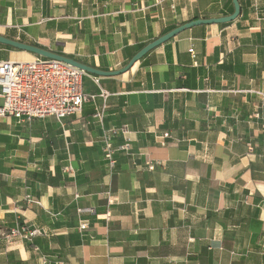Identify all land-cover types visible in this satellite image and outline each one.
I'll return each instance as SVG.
<instances>
[{"label": "crops", "instance_id": "1", "mask_svg": "<svg viewBox=\"0 0 264 264\" xmlns=\"http://www.w3.org/2000/svg\"><path fill=\"white\" fill-rule=\"evenodd\" d=\"M239 5L235 21L189 28L125 74L86 77L97 98L81 115L0 118V264H264V107L246 93L264 92V0ZM234 10L233 0H0V35L115 72L174 28ZM32 59L0 44V61ZM122 128L113 143L130 154L117 152L111 177L102 130ZM56 169L57 185L29 176ZM17 223L42 235L9 246Z\"/></svg>", "mask_w": 264, "mask_h": 264}, {"label": "built area", "instance_id": "2", "mask_svg": "<svg viewBox=\"0 0 264 264\" xmlns=\"http://www.w3.org/2000/svg\"><path fill=\"white\" fill-rule=\"evenodd\" d=\"M190 52H193L191 49ZM90 75L72 65L57 60H50L44 57H34L30 61H0V118H16L20 121L41 120L45 118H55L63 122L71 116L81 115L87 101H95L96 95L85 94L84 80ZM95 82L98 79L91 77ZM247 94H254L261 102L260 108L264 107V92L247 91ZM101 96L106 100L108 93L103 91ZM106 101L101 107H96L95 117L100 124L105 116ZM261 119L260 113L255 115ZM101 144L103 146L104 158L106 161L107 175L114 177L118 164L116 160L117 152L130 154V146L127 142L114 146L113 139L120 132L127 133L125 128L120 130H102ZM168 137V133L165 134ZM252 150V149H251ZM149 169L153 170L154 165L149 164ZM72 168H67L68 173ZM27 204L39 205L32 198L26 197ZM83 213V211H79ZM80 231L89 229V222L79 221ZM39 229L27 223H17V225L4 235V239L9 246L17 242L34 243L35 239L41 236ZM35 251L39 248L35 246ZM42 264H49L46 258H42Z\"/></svg>", "mask_w": 264, "mask_h": 264}, {"label": "water", "instance_id": "3", "mask_svg": "<svg viewBox=\"0 0 264 264\" xmlns=\"http://www.w3.org/2000/svg\"><path fill=\"white\" fill-rule=\"evenodd\" d=\"M233 6L235 7L234 14L227 17H220L219 19H204V20H193L189 21V23L181 25L177 28H174L173 31L164 34L160 36L157 40L147 44L142 50H140L138 53L135 54V56L130 60L129 64L124 67L121 70L115 71V72H106V71H99L95 68H92L87 65H83L80 62L76 61L73 58H67L65 56H61L57 53H53L51 51H48L46 49H43L41 47H35L33 45L27 44V43H21L18 41H14L11 39H7L0 35V44L5 46H10L13 49L21 52H28L36 57H44L50 60H57L64 62L68 65H72L73 67L84 71L88 73L90 76H94L97 78L100 77H115L122 74H125L130 71V68H132L137 62L143 60L148 53L152 52L153 50L159 48L160 46L164 45L165 43L175 39V36L179 35L180 33L189 30V28L195 27V26H204V25H220V24H226L231 23L235 21V19L240 15L241 12V6L239 5V0H233Z\"/></svg>", "mask_w": 264, "mask_h": 264}, {"label": "trees", "instance_id": "4", "mask_svg": "<svg viewBox=\"0 0 264 264\" xmlns=\"http://www.w3.org/2000/svg\"><path fill=\"white\" fill-rule=\"evenodd\" d=\"M234 14V13H233ZM232 14V15H233ZM174 30V29H173ZM173 30H171V31H173ZM171 31H169V32H171ZM169 32H167V33H169ZM167 33H165V34H167ZM21 43H23V42H21ZM30 45H33V46H35V47H41V48H43L42 46H40V45H36V44H30ZM4 48H6L7 50H12V51H17V50H15V49H13L12 47H8V46H5V45H2ZM44 49V48H43ZM143 49V48H142ZM141 49V50H142ZM57 54H59V55H61V56H65L64 54H62V53H60V52H58ZM65 57H67V58H69L68 56H65ZM71 58V57H70ZM264 137V136H263ZM264 139V138H263ZM121 144V143H120ZM120 144H118V145H120ZM118 145H115L116 147L118 146ZM59 175H60V173H59V170L58 169H56V175H55V177H51V175H49V174H47L45 171H42V172H34V173H32V174H30L29 176H30V178H33V179H35V180H37L38 182H40V183H48L49 185H57L58 184V181H59Z\"/></svg>", "mask_w": 264, "mask_h": 264}, {"label": "rangeland", "instance_id": "5", "mask_svg": "<svg viewBox=\"0 0 264 264\" xmlns=\"http://www.w3.org/2000/svg\"><path fill=\"white\" fill-rule=\"evenodd\" d=\"M34 56V55H33ZM34 57H36V56H34Z\"/></svg>", "mask_w": 264, "mask_h": 264}]
</instances>
